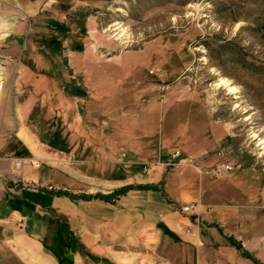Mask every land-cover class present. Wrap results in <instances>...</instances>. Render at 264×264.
Returning a JSON list of instances; mask_svg holds the SVG:
<instances>
[{
    "label": "rangeland",
    "instance_id": "obj_1",
    "mask_svg": "<svg viewBox=\"0 0 264 264\" xmlns=\"http://www.w3.org/2000/svg\"><path fill=\"white\" fill-rule=\"evenodd\" d=\"M35 1L0 0V158L46 178L28 132L75 173L60 264H255L225 239L264 241V0ZM217 151L239 166L223 179L166 165ZM168 209L196 217L201 253L156 221Z\"/></svg>",
    "mask_w": 264,
    "mask_h": 264
},
{
    "label": "crops",
    "instance_id": "obj_2",
    "mask_svg": "<svg viewBox=\"0 0 264 264\" xmlns=\"http://www.w3.org/2000/svg\"><path fill=\"white\" fill-rule=\"evenodd\" d=\"M59 1L61 2V0ZM35 2L40 3L42 0H36ZM25 133L35 140L39 146V150L36 151L33 141L29 137H21L18 133L16 135L17 140L26 147L33 158L37 161H42L48 169L47 174H43L46 178L42 177L41 179L37 173L29 171L30 164L28 162H23L20 158L13 160L0 158V264H60V257L52 247L55 245L59 246L65 237L64 229L66 222L64 221V217L67 203L62 193L65 189V176L63 172H74L69 167L56 162L53 159L55 153L51 152V149L43 147L30 133ZM25 138L31 142L28 143ZM15 160L20 162L18 168L14 164ZM153 176L156 177L157 175ZM8 180H12L15 185L12 187L10 184L11 187H7L5 181ZM151 180L156 181V178ZM41 181L42 185H40ZM119 181L118 183L121 186L126 184L121 182L124 179ZM18 182H22L23 185L21 188H19V185H16ZM27 183L31 185L30 188L25 187ZM37 186H40V189ZM201 193L202 187L200 193H198V199ZM75 203L76 201L74 200L72 205L73 210L70 212L75 218L81 219L82 211ZM201 220V225L203 226L206 220L202 217ZM156 221L174 235L179 236L183 243L198 248L199 253H201L203 238L201 237L198 223L196 222L197 220L194 217L192 219L181 218L178 209H168L164 214H160ZM95 223L94 225L97 226L98 230L101 225L97 224V220ZM133 225L137 226L138 229H146L152 228L155 226V223L152 219H139L134 221ZM76 226L77 224H74L73 230ZM126 228L129 229L130 225L126 226ZM133 228L135 231L136 227ZM255 228L250 229L253 230ZM97 235V240H100V234ZM226 237L224 236L223 238L225 239ZM234 240L237 243H241L243 250L250 254L256 261L264 264V241L258 239L257 233L253 234L252 231L245 239H242L239 234ZM226 242L228 247L236 253L238 252L236 248L229 246L228 241ZM78 244L79 241L74 242L75 248L77 247L79 249ZM107 248L105 251L108 252ZM68 255L64 254L63 258L66 259ZM75 255H77V259L81 260L80 252L78 253L75 250L72 255L73 259ZM112 255L114 256L115 254ZM219 260L223 262V258ZM239 263H241V260Z\"/></svg>",
    "mask_w": 264,
    "mask_h": 264
},
{
    "label": "built area",
    "instance_id": "obj_3",
    "mask_svg": "<svg viewBox=\"0 0 264 264\" xmlns=\"http://www.w3.org/2000/svg\"><path fill=\"white\" fill-rule=\"evenodd\" d=\"M215 154L214 162H210L209 158H201V159H191L181 155L180 153H173L170 156V159L167 161L166 165L176 169L177 167H192L200 176L209 175L214 179H223L228 176V174L239 166L235 163L227 160H223V154L219 151ZM74 159L72 156L70 160ZM18 164V163H17ZM144 169L146 167L144 166ZM199 205L191 204L189 206L184 207L182 210L184 213L194 214L197 217L199 216ZM195 217V218H196Z\"/></svg>",
    "mask_w": 264,
    "mask_h": 264
},
{
    "label": "trees",
    "instance_id": "obj_4",
    "mask_svg": "<svg viewBox=\"0 0 264 264\" xmlns=\"http://www.w3.org/2000/svg\"><path fill=\"white\" fill-rule=\"evenodd\" d=\"M88 15L87 14H84L82 16V19L86 18ZM43 144H46L54 149H57L58 151H61V152H64V153H67L66 149L63 147H58L56 148L54 145H52L51 143H45V142H42ZM27 152V151H26ZM227 241L229 242V244L231 246H233L234 248H236L238 251H240L245 257H247L248 259H250L251 261L253 260V262L255 264H259L255 259H252V257L243 250V248L241 247V245L237 242H235V240L231 239V238H227Z\"/></svg>",
    "mask_w": 264,
    "mask_h": 264
},
{
    "label": "bare ground",
    "instance_id": "obj_5",
    "mask_svg": "<svg viewBox=\"0 0 264 264\" xmlns=\"http://www.w3.org/2000/svg\"><path fill=\"white\" fill-rule=\"evenodd\" d=\"M124 35V34H123ZM122 36V35H121ZM1 70V69H0ZM0 74H1V72H0ZM0 80H1V77H0ZM26 139V138H25ZM27 140V139H26ZM28 141V143L29 142H31L30 140H27ZM262 150H263V152H264V146L261 148Z\"/></svg>",
    "mask_w": 264,
    "mask_h": 264
},
{
    "label": "water",
    "instance_id": "obj_6",
    "mask_svg": "<svg viewBox=\"0 0 264 264\" xmlns=\"http://www.w3.org/2000/svg\"><path fill=\"white\" fill-rule=\"evenodd\" d=\"M67 259H68V260H71V259H72V256H71V255H68V256H67Z\"/></svg>",
    "mask_w": 264,
    "mask_h": 264
},
{
    "label": "flooded vegetation",
    "instance_id": "obj_7",
    "mask_svg": "<svg viewBox=\"0 0 264 264\" xmlns=\"http://www.w3.org/2000/svg\"><path fill=\"white\" fill-rule=\"evenodd\" d=\"M72 256V255H71ZM66 259H67V257H66ZM68 260V259H67ZM71 261V260H70Z\"/></svg>",
    "mask_w": 264,
    "mask_h": 264
}]
</instances>
